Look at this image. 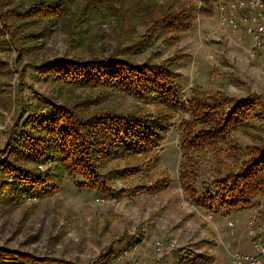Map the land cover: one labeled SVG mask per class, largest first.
Wrapping results in <instances>:
<instances>
[{
	"label": "rangeland",
	"instance_id": "obj_1",
	"mask_svg": "<svg viewBox=\"0 0 264 264\" xmlns=\"http://www.w3.org/2000/svg\"><path fill=\"white\" fill-rule=\"evenodd\" d=\"M14 2H19L16 14L26 29L20 40L8 41L9 44L5 43L7 37L0 36V87L6 90L0 93V151L5 148V133L12 130L18 114L23 110L28 115L47 114V99L61 106H74L78 113L96 115L135 112L140 106L152 110L144 101L105 89L54 82L41 72L47 62L58 58L89 59L95 48L106 54L112 52L117 42L111 23L92 27L94 38L78 45L70 33L56 26L44 37L30 25L33 21H27L28 14H21L30 9L29 4ZM217 12L212 16L198 15L191 30L177 44L166 47L158 41L136 60L143 62L154 54H159L156 62L173 60L171 68L182 75L184 100L199 88L205 96L213 97L222 91L236 98L258 95L264 101V50H255L256 40L244 30V21L233 28L223 23ZM173 115L172 129L161 152L162 170L151 171L142 165V171L133 176L139 180L114 179L112 186L119 191L117 195L104 196L80 186L81 178L70 176L64 177L53 191L47 184L27 186L25 194L9 190L4 193L5 188L2 189L0 264H100V256L111 251L114 258L108 264H177L189 250L214 256L213 264H233L236 253L254 250L255 241L264 242V197L254 198L251 206L220 208L217 204L214 211H209L192 203L184 193L179 181V128L190 114L182 110ZM259 118L253 137L247 132H234L230 144H258L255 138H264V108L259 109ZM228 147L229 144H218L200 158L203 166L198 194L214 189L211 183L218 173L216 167L225 159ZM112 167L125 166L124 162L115 161L102 171V176ZM47 168L46 164L38 165L43 172ZM165 171L170 175L166 190H134L139 182L147 183L153 177L162 179L161 172ZM3 178L6 176L1 173L0 179ZM251 218L253 226L249 223ZM121 237L126 238L124 243L119 242ZM157 242L164 246L172 243L175 249L168 251L162 245L159 250Z\"/></svg>",
	"mask_w": 264,
	"mask_h": 264
},
{
	"label": "trees",
	"instance_id": "obj_2",
	"mask_svg": "<svg viewBox=\"0 0 264 264\" xmlns=\"http://www.w3.org/2000/svg\"><path fill=\"white\" fill-rule=\"evenodd\" d=\"M18 1L29 4L30 9L21 14H28L27 21H33L30 25L44 33V37L56 26L70 33L78 45H83L94 38L92 27L111 23L117 42L112 52L106 54L95 48L89 59L58 58L47 62L41 72L54 82L105 89L111 94L144 101L152 110L140 106L135 112L110 111L96 115L78 113L74 106H61L49 99L44 103L49 109L47 114L28 115V111L23 110L12 130L5 133V148L0 151L5 158L0 160V174L6 178L0 179V192L5 188L4 193L9 190L22 194L27 186L44 184L53 191L64 177L70 176L81 178L80 186L95 189L104 196L117 195L119 191L112 186L114 179L139 180L133 176L142 171V165L151 171L162 170L161 152L172 129L173 113L185 110L190 116L179 128L182 150L179 181L192 203L214 211L217 204L220 208L247 207L254 198L264 197V138H255L258 144L243 146L230 144L229 140L230 135L238 131L253 137L261 121L259 109L264 108L261 97L236 98L222 91L210 97L196 88L184 100L182 75L171 68L173 60L156 62L159 54L149 55L143 62L136 60L158 41L166 47L177 44L191 30L198 15L214 14L215 2ZM18 5L14 0H0V36L7 37L5 43L8 44V41L20 40L26 29L16 14ZM0 93H6L4 87H0ZM221 143L229 147L225 159L216 167L218 173L211 183L214 189L198 194L203 166L200 158ZM138 160L142 163L131 164ZM115 161L124 162L125 167H112L102 176V171ZM39 164H46L47 170H39ZM161 173L164 174L162 179L154 180L152 176L147 183L139 182L134 190L154 193L166 190L170 175L166 171ZM121 240L122 237L119 242ZM125 241L126 238L120 243ZM113 258L112 251L101 255L100 264H108ZM214 261V256L189 250L177 264H213Z\"/></svg>",
	"mask_w": 264,
	"mask_h": 264
},
{
	"label": "built area",
	"instance_id": "obj_3",
	"mask_svg": "<svg viewBox=\"0 0 264 264\" xmlns=\"http://www.w3.org/2000/svg\"><path fill=\"white\" fill-rule=\"evenodd\" d=\"M216 3V10L219 19L226 25L237 28L241 21H244V30L253 35L256 44L255 50H264V0H200ZM1 159L5 158L1 154ZM251 226L254 219L249 220ZM233 222L230 223V226ZM251 234L253 230L249 231ZM158 249L162 250V242H157ZM172 251L174 244L163 245V249ZM233 264H264V242L255 241L254 250L250 252L236 253L233 257Z\"/></svg>",
	"mask_w": 264,
	"mask_h": 264
},
{
	"label": "crops",
	"instance_id": "obj_4",
	"mask_svg": "<svg viewBox=\"0 0 264 264\" xmlns=\"http://www.w3.org/2000/svg\"><path fill=\"white\" fill-rule=\"evenodd\" d=\"M214 11H216V6H215V9H214ZM231 222V221H230ZM251 251V250H250ZM250 251H248V252H250Z\"/></svg>",
	"mask_w": 264,
	"mask_h": 264
}]
</instances>
